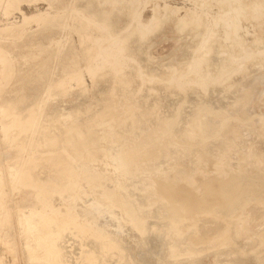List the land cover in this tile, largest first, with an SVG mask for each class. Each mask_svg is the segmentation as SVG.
Instances as JSON below:
<instances>
[{
	"label": "rangeland",
	"instance_id": "374dc122",
	"mask_svg": "<svg viewBox=\"0 0 264 264\" xmlns=\"http://www.w3.org/2000/svg\"><path fill=\"white\" fill-rule=\"evenodd\" d=\"M220 1L0 0V241L17 237L13 264H40L27 262L31 247L49 264H169L176 159L264 156V0L223 16ZM197 16L223 20L208 31ZM115 54L150 80L134 101L109 95L116 67L100 61ZM21 119L37 125L20 135ZM72 172L84 173L73 190ZM24 175L62 188L48 227L31 217L41 201Z\"/></svg>",
	"mask_w": 264,
	"mask_h": 264
},
{
	"label": "bare ground",
	"instance_id": "6f19581e",
	"mask_svg": "<svg viewBox=\"0 0 264 264\" xmlns=\"http://www.w3.org/2000/svg\"><path fill=\"white\" fill-rule=\"evenodd\" d=\"M219 5L222 9H224L222 12V16L226 15V13L230 14V12L235 13L236 9L238 10V8L242 9L247 14L253 13L257 9L256 8L257 5L255 3L246 4L244 2V0H221L219 2ZM191 10H194V8H190V7L186 8V11L191 12ZM259 14H260V12H259ZM251 16H252V14H251ZM197 18L200 20L201 23H203L204 27H206L208 31L211 30L212 26L215 27L219 24H222V20H223V18L220 16L217 17L216 19H212V20L211 19L209 20L206 16H203V17L197 16ZM238 18H239V16L237 14L232 17V19L229 22V24L227 25V27L225 26L226 31L231 32V34H232V32H234L236 30V22H237ZM259 18H261V17H259ZM104 19L108 20V16L104 15ZM245 20H246V18H245ZM211 34L207 35L206 40L208 38L209 39L211 38ZM137 36L138 35L136 34V37ZM136 37L134 35H132L130 38L136 39ZM120 58H121V56L120 55L116 56V54L113 55L112 57L107 58V59L104 58L105 61H104V59L102 62L100 61V66H102L104 68L111 67V66L116 67L115 73L113 76V80H114L113 81V87L110 90L109 95L114 97V98L116 97V99L118 98V95L119 96L121 95L122 99H123V97H125L124 99L127 100L128 96L132 92L133 93L135 91L137 92L138 89H140V88H138L139 84L142 86L144 82L145 83L150 82V80L143 77V75L139 76L140 75L139 73L134 72L132 70L126 72V69L128 68V62L124 61ZM4 61H6V59ZM7 61H6V64L9 63V61H8V63H7ZM233 65H235V64H233ZM194 66H195V64H194ZM102 67H101V69H102ZM235 67L236 66H234V68ZM195 70H196V68H195ZM196 71H198V69ZM231 71H233V70H231ZM194 73H197V72H194ZM12 74H11V76H12ZM131 74H133V75L135 74L134 75L135 77L133 75L131 76ZM200 74H202V73H200ZM5 75L7 76V73ZM127 75H130L132 78L133 77L136 79L139 78V80H140V81L139 80L136 81L137 85L135 84L136 86L134 87V91L132 89H129L126 87L131 83L130 81L135 82V79H132V80L130 79V81H128L129 79L126 78ZM224 76H225V74H224ZM202 77H203V75L200 76V78H202ZM200 78L198 77V79H200ZM203 79H204V77H203ZM203 79H202V81H203ZM205 79H204V81H205ZM187 81H189V80H187ZM4 83H2V84H4ZM203 84H204V82H203ZM187 85H190V83ZM131 86H129V87H131ZM175 86H177V85H175ZM180 86H181V83H180ZM127 89H129V90L127 91ZM138 93L139 92H137L136 94L134 93V94L137 96ZM121 96L119 97L120 99L118 98L120 101H122ZM132 96H133V94L130 95L131 98H128V99H130V102H131V100H133V101L135 100L134 99L135 97H132ZM130 102H128V103H130ZM123 103H127V101H124ZM128 103H127V105H128ZM132 106H134V105H132ZM10 107H11V105H9V108ZM12 108H13V106H12ZM132 114L133 113L131 112V116H132ZM26 117L29 120L28 116H26ZM31 118H32V116H31ZM200 118L202 119V117H200ZM23 119H21V121H20L21 124L19 122H18L19 124H17L18 128H19L18 133H20V135L24 134V133L27 134L31 131L32 128L36 127V126H33V124L36 122H33L32 125L30 124L33 119L35 120L34 116H33L31 121L27 122L25 120L24 121L25 123L24 122L22 123ZM36 119H38V118H36ZM226 120L227 119H225V121ZM35 121H37V120H35ZM26 122L27 123L30 122L29 125ZM210 122H212V121H210ZM105 124H107V123H105ZM36 125H37V123H36ZM209 128L210 127H208V129ZM199 131H202V128H199L198 133H199ZM197 135H200V133ZM146 137H147V135H146ZM46 138H48V137H46ZM79 138L84 139L85 137L82 136V134H80ZM44 139H45V137H44ZM49 140L54 141L52 138H48V141ZM54 145L57 146L56 144H54ZM54 153H55V151H54ZM73 155H75V154H73ZM81 155H82V153H81ZM89 156H94V155L92 153H90ZM133 156H135V155H133ZM123 158H124V156H123ZM59 159H60V157H59ZM61 159H62V157H61ZM66 159H67V156H66ZM62 160H64V158ZM52 161H54V160H52ZM72 162H76V161L73 160ZM53 163H52V166H53ZM61 163H63V161H61ZM64 164L67 165V163L64 162L63 166H64ZM77 164H79V163H77ZM56 165H57V163H56ZM63 166H62V168H64ZM173 167H174L173 168L174 192H172L171 201H173V206L175 207V210H176L177 220L175 221V223L172 227V239H171L172 247L170 249L172 251V253H171L172 255H171V259H170L169 264H198V262H202V260H204V258H206V257H209V255H213L216 259V260L214 259L215 262L213 264H246L247 262L252 263V264H264V156H217V157L216 156L215 157L205 156V157H199L195 161L194 160H188V159H184L182 161H179L176 159ZM84 168H85V166H84ZM73 171H74V169H73ZM75 172H76V170H75ZM70 174L69 175H70V181L71 182H69V184L71 185V187H73L72 188V190H73L79 184V181L84 176L83 175L84 173L79 174V173L72 172ZM60 175H61V165H60ZM90 176H92V175L90 174L89 177ZM23 177H24L23 179L25 180L23 183H28L29 185L27 187L31 186V189H33L35 191L36 198L41 201V206H40L41 209L39 210L36 208V209L32 210L33 214L30 212L29 213L31 214V217H32V215L33 216L37 215V217H38V213L40 214L39 216L42 217V215H41V213H42L43 217H45V218H43V222L45 223V225H47V223L49 221H52L54 218H57V215L59 216V214H61L63 212V211L57 212L59 208L56 207L57 208V211H56L52 207V204L50 202V198H52L53 196H58L61 198L62 188L61 187L58 188L56 186L57 189L55 190V192L53 194H49L46 191H43V190L40 191V188L43 185L41 186V185H39L40 183H35L36 180H39L35 176H30V179L28 176L25 177V175ZM64 190L66 191V189H64ZM4 191H6V189ZM4 191H2V192H4ZM113 197H114V195H113ZM33 198H34V196L32 197V199ZM37 203L38 202H36V204ZM120 203L118 202V204H120ZM34 204H35V202H34ZM31 206H32V208H35L34 207L35 205H33V203ZM1 207L2 206L0 203V210H1ZM7 214H8V211H7ZM14 215H16V214H14ZM63 215H64V213H63ZM63 215H61V216H63ZM1 217H2V215H1ZM3 218L7 219L6 216H4ZM27 218H30V217H27ZM1 220L2 219L0 218V221ZM4 221L6 222L7 220L3 219V222ZM57 221H59V220H57ZM57 221H55V222L57 223ZM61 221H62V219L60 220V223H61ZM8 222H9V220H8ZM9 223H11V222H9ZM50 223H48V224L50 225ZM52 223H53V221H52ZM2 225H4V224H2ZM6 225H8V223ZM49 225H47V227ZM58 225H57V227H58ZM52 226H51V228H52ZM55 226H56V224H55ZM10 227H11V225H10ZM7 228H8V226H7ZM1 230H2V228H1ZM1 230H0V234H3V233H1L2 232ZM40 231L44 232V230H40ZM40 231L38 230V233H40ZM5 232L8 233L7 231H5ZM10 232H11V230H10ZM48 232H50V230ZM86 232H87V230L85 231V233ZM6 233H4V234H6ZM44 233H46V231ZM51 233H53V232H51ZM41 235H44V234H41ZM41 235H39V236H41ZM53 235H55V234H53ZM97 235H99V234H97ZM4 237H3V239H4ZM7 237L8 236L5 237L4 241L2 240L3 241L2 243L0 241V243L3 245V247L2 246L0 247V264H13L12 255L14 252H16L14 250L18 249V248L13 247V246H16L15 245L16 243L12 244V241L8 240L10 238L12 240L15 237L12 238V235H11V237L9 236L10 238L8 237V239H7ZM56 237H54V238H56ZM58 237H60V236H58ZM85 237H87V236H85ZM0 238H2V237H0ZM167 238L169 239V237H167ZM59 240H60V238H59ZM239 241L244 242V245L239 246L237 244V242H239ZM13 242H15V241H13ZM13 248H15V249H13ZM23 248H25V247H23ZM32 249H34V248L31 247V249L29 250V253H28L30 257L27 255V253H25L26 256L28 257V258H26L28 263L35 261V262H39L40 264L41 263L49 264L50 256L44 255V256L39 257L37 254L34 253V251ZM24 250H26V248ZM170 250H169V252H170ZM100 253H101V251H100ZM22 254H24V253H22ZM18 256H19V253H18ZM104 257H106V256H104ZM18 259H19V257H18ZM60 261H62V260H60ZM56 262H57V260H56Z\"/></svg>",
	"mask_w": 264,
	"mask_h": 264
}]
</instances>
